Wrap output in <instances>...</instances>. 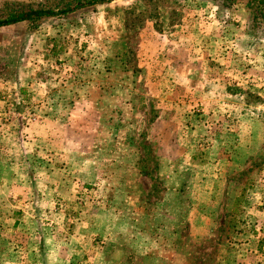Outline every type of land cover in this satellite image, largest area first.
<instances>
[{"label": "rangeland", "instance_id": "rangeland-1", "mask_svg": "<svg viewBox=\"0 0 264 264\" xmlns=\"http://www.w3.org/2000/svg\"><path fill=\"white\" fill-rule=\"evenodd\" d=\"M183 34L196 65L171 57ZM0 264H264L249 0H114L0 28Z\"/></svg>", "mask_w": 264, "mask_h": 264}, {"label": "trees", "instance_id": "trees-1", "mask_svg": "<svg viewBox=\"0 0 264 264\" xmlns=\"http://www.w3.org/2000/svg\"><path fill=\"white\" fill-rule=\"evenodd\" d=\"M114 0H54L50 4L37 6H6L0 11V28L17 23L27 22L36 27L44 19L64 17L85 7L109 3ZM249 5L257 10L264 20V0H249Z\"/></svg>", "mask_w": 264, "mask_h": 264}, {"label": "crops", "instance_id": "crops-1", "mask_svg": "<svg viewBox=\"0 0 264 264\" xmlns=\"http://www.w3.org/2000/svg\"><path fill=\"white\" fill-rule=\"evenodd\" d=\"M209 21L216 22V20H209ZM177 38L178 39H175V41L172 42L175 45V50L172 52V56H171L173 59H176L178 62L179 61L181 62L186 61L189 63L194 62L193 64H190L192 66L196 65V62H199L201 58L205 59L206 54H202L203 57L200 56L203 50L200 47H197V44L199 43H196V45L193 44V42L190 41L191 38H188V36H185L184 34L181 36L178 35ZM213 40H214V37H213Z\"/></svg>", "mask_w": 264, "mask_h": 264}]
</instances>
